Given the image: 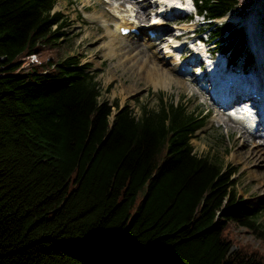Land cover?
Listing matches in <instances>:
<instances>
[{
	"label": "trees",
	"instance_id": "16d2710c",
	"mask_svg": "<svg viewBox=\"0 0 264 264\" xmlns=\"http://www.w3.org/2000/svg\"><path fill=\"white\" fill-rule=\"evenodd\" d=\"M55 1L0 0V264H264L231 231L264 238L262 203L191 141L208 111L162 93L139 112L111 101L75 53L20 67L66 33ZM194 2L213 48L246 64L247 29L216 18L255 0Z\"/></svg>",
	"mask_w": 264,
	"mask_h": 264
},
{
	"label": "rangeland",
	"instance_id": "374dc122",
	"mask_svg": "<svg viewBox=\"0 0 264 264\" xmlns=\"http://www.w3.org/2000/svg\"><path fill=\"white\" fill-rule=\"evenodd\" d=\"M103 1L104 4H100L98 0H56L53 8L61 10L66 19L64 26L66 33L57 45L43 47L36 53L22 56L20 67L27 68L48 57L57 59L75 53L80 56L81 62H88V68L94 72L95 78L100 82L101 95L111 101L117 98L120 104L128 103L139 112L143 103L156 105L162 93L166 99L184 101L189 108H204L203 112L208 111L209 116L205 124L198 127L191 138L194 149L199 153L218 155L222 160L236 167L232 174L236 192L238 196H242L255 206H260L262 203L257 221L264 229V201L261 200H264V182L260 179L264 171V163H262L264 160L256 162L247 158L241 152L243 148L239 145L237 137L245 131L244 137L248 138L249 131L244 126L246 122L240 117L245 109L250 111L251 98L249 100L244 98L246 102L220 105L213 96L214 91L210 89L213 84L209 83L204 74L203 77L199 76L209 65L202 63L199 66L195 64L196 61L187 63L186 60L192 59V55L198 53V55L203 54L204 57L209 55L211 61L216 63L223 54L219 48H213L215 44L213 40L207 41L205 46L210 45L214 51L210 48L205 51L202 42L198 41L201 34L206 36L209 34L207 30L203 32L201 29L204 22L203 15L196 13L195 6L188 5L185 1L183 5L186 8L182 10H174L162 0H148V2L124 0L122 4L121 0ZM105 8L114 15V18L103 13ZM155 15L158 21L153 24L157 25L160 22L161 26L158 24L160 33L151 38L153 40L142 38V41L145 45L149 44V52L155 53L148 55L150 63L168 69L171 74L179 78V80L174 78L170 83L163 79H148L143 73L147 68L146 62L139 60L134 52H130L127 56L110 55L111 51L105 43L108 39L107 31L114 32L118 23L127 21L130 22L129 24L136 23L146 27L152 23ZM219 19H233L242 23L247 29L248 45L252 51V57L246 64L240 59L234 66L228 65L227 68L247 70L251 68L255 72L259 71L262 77L264 75V0H255L252 9L246 15L239 12V9H233ZM142 34L144 35V32ZM172 46L175 50L171 58V54L166 51ZM180 64H185L189 69H180ZM239 72L234 73L245 75L244 71L239 70ZM256 131L261 135L264 133L261 127L253 132ZM261 135L253 136H257V139L261 138L263 142L264 138ZM231 231L236 238L233 247L238 246L239 241H250L253 245L264 249V238L250 228L232 222Z\"/></svg>",
	"mask_w": 264,
	"mask_h": 264
},
{
	"label": "bare ground",
	"instance_id": "6f19581e",
	"mask_svg": "<svg viewBox=\"0 0 264 264\" xmlns=\"http://www.w3.org/2000/svg\"><path fill=\"white\" fill-rule=\"evenodd\" d=\"M98 1L100 4H104L103 0H98ZM166 1L168 3H172L174 6L177 4L182 5L185 3H187L188 5L191 4L190 0H166ZM184 1H185V3H184ZM146 2H148V0H146ZM120 3L121 4L124 3V0H121ZM103 13H106L111 18H114V15L112 13L108 12L106 8L103 10ZM145 14H146V11H145ZM125 18H127V17H125ZM129 23L130 22H127V21L120 22V23H118V26L116 27V30L114 32H112L111 30L107 31L108 32V39L105 43L107 44L108 50L111 51L110 55L118 54V56H123V55L127 56V55H129L130 52H134L135 56L139 60L146 62L145 65H147V68H145V70H144L145 72H143V73L145 74V76L148 79H152V78L163 79L164 81H167L169 83L172 82L174 80V78L179 80V78L175 77V75L171 74V72L168 69H164L163 67H160L155 63H150V60L148 59V57H149L148 55L150 53H154V51L149 52V49H148L149 44L147 43L145 45L144 42L142 41V38H146L148 40H153V39H151V37L149 35H147L145 32H144V35L142 34L141 36L136 34L135 33L136 31L129 32V33H123L122 32L123 31L122 28H124V27L132 28L133 26H137L139 28V31H141L143 29L142 25H138L136 23H133V24H129ZM158 24H160V22ZM158 24L156 25V27L160 28L161 24H160V26ZM107 26L109 27V23L107 24ZM161 37H163V36H161ZM155 43H157V42H155ZM154 46H155V44H153V47ZM174 50H175V47L172 46L169 50L166 51V52H169V54H171V56H170L171 58L173 56L172 53H174ZM123 62H124V60H123ZM218 66H219V64L213 65L212 69H213V73L216 76L215 79L218 81L217 83H218V86L220 89V94H221V97L224 98V100H223L224 102L230 101L233 104H235L239 101L244 102L245 100L242 98L246 97V95L251 94L252 91H254V90L258 91L260 96H261L260 91L262 89V83H258V80L260 78L259 71H256V72L253 71L254 74L252 75L253 76L252 81L249 80L250 75L241 76L237 73L229 71L228 72L229 75L227 78L232 77L233 82L227 83L224 79V78H226L225 77L226 75H224V73L222 72V69H219ZM221 83H226L224 85L225 88H222L220 86ZM246 88H248V90ZM248 97L254 98V95L247 96L246 100H249ZM254 100L257 104L261 103L263 105V110H264V97L263 96L262 97H256V98H254ZM221 104L222 103H220V105ZM263 115H264V111H263ZM257 117H258L257 113H256V111H254V109H252L251 114H250V112L243 114L242 117H240V118H242L241 119L242 121L244 120V122L247 123V125H244V126L247 127V131H249L247 133L248 138L244 137V136H246L245 131L240 133V135H238L237 137H238L239 145L242 146V148H243L241 150V152L244 153L247 156V158H250L252 161L259 162L260 160H264V139L262 142L261 138L258 137L259 139H257V136H253V135H261V133H259V131H256V132L252 131V127L255 126V124L257 123V120H256ZM258 124H264V123L260 121V122H258ZM261 129L264 130V128H261ZM250 136H252V137H250ZM261 136H263V138H264V133ZM247 158H246V160H247ZM262 163H264V162H262ZM261 174H262V176L260 179H262V181L264 182V171H262Z\"/></svg>",
	"mask_w": 264,
	"mask_h": 264
}]
</instances>
